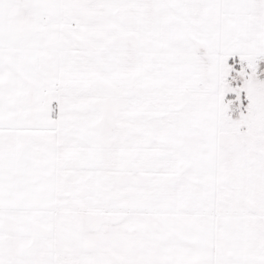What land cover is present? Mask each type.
<instances>
[{"label":"snow or ice","instance_id":"1","mask_svg":"<svg viewBox=\"0 0 264 264\" xmlns=\"http://www.w3.org/2000/svg\"><path fill=\"white\" fill-rule=\"evenodd\" d=\"M0 264H264V0H0Z\"/></svg>","mask_w":264,"mask_h":264}]
</instances>
